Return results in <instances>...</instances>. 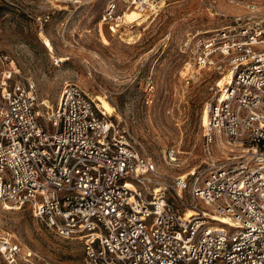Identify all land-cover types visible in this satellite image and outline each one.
<instances>
[{
  "label": "built area",
  "instance_id": "2783aa9c",
  "mask_svg": "<svg viewBox=\"0 0 264 264\" xmlns=\"http://www.w3.org/2000/svg\"><path fill=\"white\" fill-rule=\"evenodd\" d=\"M50 1L76 10L94 0ZM148 1L107 0L100 21L115 33L125 10ZM226 1L250 13L193 37L183 79L218 78L204 159L181 174H161L127 121L80 85L65 80L50 104L0 51V203L78 239L82 264H264V0ZM178 151L167 147L165 162L178 165ZM31 254L0 231V264H34Z\"/></svg>",
  "mask_w": 264,
  "mask_h": 264
},
{
  "label": "rangeland",
  "instance_id": "374dc122",
  "mask_svg": "<svg viewBox=\"0 0 264 264\" xmlns=\"http://www.w3.org/2000/svg\"><path fill=\"white\" fill-rule=\"evenodd\" d=\"M106 1L72 10L50 0H0V51L11 55L50 104L65 80L77 83L127 121L161 174L184 173L204 159L203 111L212 95L209 86L218 78L200 70L189 83L183 79L193 37L250 11L226 0L212 6L210 0L148 1L141 9L125 10L123 23L111 33L100 21ZM167 147L179 150L178 165L165 162ZM212 154L221 151L214 148ZM2 230L32 251L34 264L83 263L82 243L57 236L27 207L0 203Z\"/></svg>",
  "mask_w": 264,
  "mask_h": 264
},
{
  "label": "bare ground",
  "instance_id": "6f19581e",
  "mask_svg": "<svg viewBox=\"0 0 264 264\" xmlns=\"http://www.w3.org/2000/svg\"><path fill=\"white\" fill-rule=\"evenodd\" d=\"M151 1V0H150ZM60 8H67L66 6H61V7H59V9ZM129 40H132V39H129ZM100 101V105L103 107V104H102V102H101V100H99ZM104 108V107H103ZM105 109V108H104ZM207 104L205 105V108H204V111H203V115H204V117H205V119H206V116H207ZM105 111L107 112V113H109L106 109H105ZM195 211H196V209H194V208H188V210L185 212V215L186 216H190V215H192V214H194L195 213ZM221 221H228V218L226 217V216H222V219H221Z\"/></svg>",
  "mask_w": 264,
  "mask_h": 264
}]
</instances>
